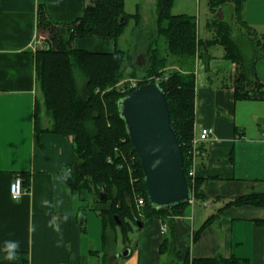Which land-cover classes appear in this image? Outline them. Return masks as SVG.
Returning <instances> with one entry per match:
<instances>
[{
    "label": "crops",
    "instance_id": "obj_1",
    "mask_svg": "<svg viewBox=\"0 0 264 264\" xmlns=\"http://www.w3.org/2000/svg\"><path fill=\"white\" fill-rule=\"evenodd\" d=\"M87 3L88 0H0V264H157L159 257L168 256L159 250L168 231L162 230L163 221L158 217L143 218L142 226L150 224L151 231L145 240L126 245L128 254L113 251L116 237L109 236L112 228H107L104 238L101 218L99 225L95 222L90 227L83 196L72 192L66 182L54 180L72 162L70 137L35 131L34 107L40 92L34 54L47 45L45 29L38 20V6H43L53 23L68 24L82 14ZM73 44L95 51L114 49L113 40L97 36L77 37ZM208 49L200 47L193 60L181 61L188 69L192 65L195 75L194 133L202 126L213 128L212 136L205 142L206 153L198 158L195 167V178L200 181L198 190L205 198H212V203L194 198L184 216L173 217L176 245L188 250L191 257L233 254L246 259L247 264H264V222L259 221L264 219V207L224 206L245 192L264 191V132L260 128L258 135L245 136V126L239 123L235 112L238 66L224 56V49L221 59L209 55ZM204 54L207 59H201ZM204 60L214 72L228 69L229 80L213 86L212 78L204 81L201 74L196 77L194 67ZM254 71L264 83L258 78L255 65ZM244 100L257 103L262 99ZM251 115L260 119L255 112ZM38 118L42 127L51 125L46 114H39ZM252 159L254 162L247 169L246 164ZM15 176H20L24 185L18 198L9 191ZM196 201L205 207L212 204L211 213L201 215L199 209H194ZM65 214L69 215L66 222ZM195 214L200 225L210 215L214 214V218L193 241V233L200 226L192 227ZM187 218L191 224L186 223ZM6 241L19 242L18 260L5 259ZM118 257L123 260L120 262Z\"/></svg>",
    "mask_w": 264,
    "mask_h": 264
},
{
    "label": "trees",
    "instance_id": "obj_2",
    "mask_svg": "<svg viewBox=\"0 0 264 264\" xmlns=\"http://www.w3.org/2000/svg\"><path fill=\"white\" fill-rule=\"evenodd\" d=\"M219 6L225 0H213ZM173 0H155V35L162 37L164 54L151 42L154 40L149 31L147 46L149 62L141 71L149 75H163L157 82L163 91L169 109L170 120L176 131L184 158V173L195 199L204 200L199 192L198 177L193 180L188 176L190 150L194 134L195 114V75L184 61L193 60L200 47L220 44L224 56L238 66L234 97L240 99H264V83L260 82L254 71L256 59L247 61L241 53L239 44L232 36L231 24L218 17L211 19L214 27L211 38L201 39L197 35L196 20L193 15L173 14ZM244 0H232V9L237 22L242 25L241 17ZM216 6V7H217ZM38 20L47 32V45L35 51V79L40 92L34 107L35 131H49L70 137L73 144V159L66 167L71 169V178L66 180L72 192L84 197V191H93L98 202L97 213L103 226V237L107 228H120L125 236L127 231L142 217H158L167 225V235L160 244V253L172 256L171 264H247V260L233 254L228 257L215 255L209 257H191L188 250L176 245L174 216L186 214L189 201L166 208L152 207L147 200L144 173L140 159L131 144L125 122L118 110V100L147 83L140 81L135 87L122 90L121 79L132 65L128 47L119 45V39L130 20H133L134 36L140 39L142 16L139 9L127 13L124 0H88L82 14L68 24L53 23L43 6H38ZM97 36L114 41L111 51H95L76 47L73 42L77 37ZM156 41V40H155ZM260 47V40H254ZM172 56V57H170ZM175 57L183 70L161 71L167 59ZM176 62V61H174ZM192 64V63H191ZM133 69V68H132ZM83 76L81 84L77 82L75 72ZM133 69L131 77H135ZM165 75V76H164ZM252 78V79H251ZM46 114L51 120L49 127H42L39 114ZM201 148L207 149L205 142ZM63 174V171L61 172ZM23 184V180H22ZM106 188V199L101 201L98 188ZM24 186V185H23ZM138 192L144 198L142 215L134 204V194ZM254 205L264 207V191H250L229 200L224 206ZM224 208V207H223ZM221 209V208H220ZM218 209V210H220ZM114 216L120 219L117 223ZM214 218V214L200 225L193 233L197 240L204 227ZM264 222L263 220H259ZM124 241L128 237H123Z\"/></svg>",
    "mask_w": 264,
    "mask_h": 264
},
{
    "label": "rangeland",
    "instance_id": "obj_3",
    "mask_svg": "<svg viewBox=\"0 0 264 264\" xmlns=\"http://www.w3.org/2000/svg\"><path fill=\"white\" fill-rule=\"evenodd\" d=\"M155 0H126L125 10L128 13H134L139 9L142 13V27L140 31V39L133 35L135 31L132 30L133 20H130L124 33L119 39V45L123 48L128 47V53L131 52L132 65L127 68V74L121 79L119 87L122 90L130 89L135 87L140 81L151 82L153 79L155 81L160 80L163 75H149L144 77L141 74V71L149 62V46H147V37L149 36V31H153L151 35L154 40L151 42V46L157 47L160 50V53H164V44L163 39L160 36L155 35L156 26H155ZM214 4L213 0H173L171 5V13L173 14H188L193 15L196 20L197 35L201 39L211 38L215 31L214 27L210 24L211 19L216 16V13L219 11V18L231 24L232 27V36L237 40L239 48L242 55L247 61H252L256 59L255 69L258 78L264 81V47H260L254 40H260L261 44L264 46V0H244L242 6L241 17L245 20L246 25H242L237 22L235 14L233 12L232 0H225L224 4L217 6ZM221 6V7H220ZM220 7V8H219ZM142 11V12H141ZM213 15V16H212ZM217 17V16H216ZM45 31V30H44ZM46 36H48L45 31ZM156 40V41H155ZM208 54L221 59L223 53V47L220 44H213L209 47ZM213 54V55H212ZM208 55H202L201 59H207ZM172 57V56H170ZM210 57V56H209ZM208 57V58H209ZM176 61V58L167 59V63L160 68L161 71H170V70H183V66L179 61ZM205 63L202 65H196L194 70L197 72V76L201 74L204 76V81H207L209 78L213 80V86L219 85L218 83L222 80H229L230 71L228 69H221L217 72L212 71V68L209 69V66ZM218 62V60L214 61ZM136 71L135 77H131L130 73L133 69ZM185 71V70H183ZM77 82L79 84L83 81L82 74L76 70L75 72ZM165 76V75H164ZM252 79V78H251ZM151 80V81H150ZM254 101L238 100L235 107L236 117L239 123L245 126V136L249 137L250 135H258V129H262L264 132V99L256 101L257 103H252ZM252 112H255L259 115V120L253 119L251 115ZM251 162H254V159L249 160V163L246 164L247 169L250 168ZM80 196V195H79ZM83 205L87 206V213L89 216V226L93 228L96 224L99 225V215L97 214V209H95L98 202L96 201V195L93 191H84V197L82 198ZM206 203H212V198H205ZM194 209H199L201 215H208L213 209L212 204L207 205L206 207L199 204V201H196ZM188 210V209H187ZM191 210V209H190ZM189 210V211H190ZM199 210L197 212H199ZM139 215H142L138 213ZM204 216V217H206ZM144 218L143 216H140ZM186 223L191 224L190 219H186ZM200 225L199 217L195 214L194 221L192 220V227L197 228ZM152 226L148 223H145L143 226L139 227L134 225L130 230L127 231L125 236L128 237L126 242L123 241V233L120 231L119 227H116V230L112 229L109 232L110 238L115 236L116 241L112 242L111 249L121 255L125 250L126 245L133 246L138 239L140 241L145 240L147 232L151 231ZM168 233H165L167 235ZM111 242V240H110ZM163 255L159 257L157 264H171L172 256L169 257ZM118 260L121 262L122 257H118Z\"/></svg>",
    "mask_w": 264,
    "mask_h": 264
},
{
    "label": "water",
    "instance_id": "obj_4",
    "mask_svg": "<svg viewBox=\"0 0 264 264\" xmlns=\"http://www.w3.org/2000/svg\"><path fill=\"white\" fill-rule=\"evenodd\" d=\"M118 110L144 173L148 203L155 208L180 205L192 198L184 173V158L170 120L165 92L157 82H147L121 97ZM101 201L106 188H98ZM117 223L120 219L114 216ZM141 227L142 222L138 221ZM125 248L123 255L128 254Z\"/></svg>",
    "mask_w": 264,
    "mask_h": 264
},
{
    "label": "built area",
    "instance_id": "obj_5",
    "mask_svg": "<svg viewBox=\"0 0 264 264\" xmlns=\"http://www.w3.org/2000/svg\"><path fill=\"white\" fill-rule=\"evenodd\" d=\"M213 134V128L211 126H202L199 129V132L197 134H193V138H192V147L189 153L190 156V165L187 169V174L188 176L193 180L195 178V167L198 164V158L200 156L205 155L206 150L205 148H201L200 144L203 142H207V140H209V138L212 136ZM9 191L10 194L13 198H18L21 196V194L24 191V186L22 184V178L20 176H15L12 181L10 182L9 185ZM193 198H191L190 202H192ZM144 198L143 196L136 192L134 194V204H135V208L136 210L142 214V207L144 206ZM205 204V203H204ZM167 225L166 223L162 224V230L166 231ZM57 264H63L61 262L57 263Z\"/></svg>",
    "mask_w": 264,
    "mask_h": 264
},
{
    "label": "clouds",
    "instance_id": "obj_6",
    "mask_svg": "<svg viewBox=\"0 0 264 264\" xmlns=\"http://www.w3.org/2000/svg\"><path fill=\"white\" fill-rule=\"evenodd\" d=\"M69 178H71V169H65L63 171V174L62 175H59V176H55L54 177V180H61V181H66L68 180ZM47 203V202H45ZM60 203H62V201H60ZM69 218V215L68 214H65L64 216V220L65 222L68 220ZM57 231H59V229L57 228ZM19 242L18 241H6L5 242V248H4V251L6 253L5 255V259L8 260V261H16L18 260L20 257H19Z\"/></svg>",
    "mask_w": 264,
    "mask_h": 264
}]
</instances>
